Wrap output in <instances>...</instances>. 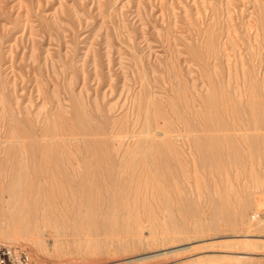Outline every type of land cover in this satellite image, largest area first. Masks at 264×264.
I'll list each match as a JSON object with an SVG mask.
<instances>
[{"label": "rangeland", "instance_id": "obj_1", "mask_svg": "<svg viewBox=\"0 0 264 264\" xmlns=\"http://www.w3.org/2000/svg\"><path fill=\"white\" fill-rule=\"evenodd\" d=\"M0 102L28 264H264V0H0Z\"/></svg>", "mask_w": 264, "mask_h": 264}, {"label": "bare ground", "instance_id": "obj_2", "mask_svg": "<svg viewBox=\"0 0 264 264\" xmlns=\"http://www.w3.org/2000/svg\"><path fill=\"white\" fill-rule=\"evenodd\" d=\"M178 55V54H177ZM182 55H183V53H182ZM207 55V54H206ZM207 58V57H206ZM192 61V60H191ZM188 63V62H187ZM186 63V64H187ZM192 65V64H191ZM167 66V65H166ZM122 68H123V66H122ZM126 68V67H125ZM124 69V68H123ZM83 71V70H82ZM191 71V70H190ZM84 72V71H83ZM161 72V71H160ZM192 72V71H191ZM158 74H159V72H158ZM124 75H125V72H124ZM161 76V75H160ZM176 76V75H175ZM73 77V76H72ZM145 77V76H144ZM127 78V77H126ZM71 79V78H70ZM85 79V78H84ZM145 80H146V78H145ZM175 81H176V79H174ZM194 80L195 79H193V82H194ZM91 81V80H90ZM128 81V80H127ZM155 81V80H154ZM192 81V80H191ZM196 81V80H195ZM129 82V81H128ZM144 83V82H143ZM191 84V83H190ZM166 85V84H165ZM177 85V84H176ZM178 86H179V83H178ZM14 89V88H13ZM83 89V88H82ZM89 92V91H88ZM207 93V92H206ZM134 94V93H133ZM125 95V94H124ZM197 95V94H196ZM3 96V95H2ZM161 96V95H160ZM223 96V95H222ZM209 97V96H208ZM214 97V96H213ZM225 97V96H224ZM254 97V96H253ZM148 98V97H147ZM146 98V99H147ZM5 99V98H4ZM209 99V98H208ZM255 99V98H254ZM78 100V99H77ZM149 100V99H148ZM253 100V99H252ZM6 101V100H5ZM138 101V100H137ZM14 102H16V101H14ZM59 102V101H58ZM252 102V101H251ZM1 103V102H0ZM7 103V102H6ZM83 103V102H82ZM210 103V102H209ZM226 103V102H225ZM147 104H148V102H147ZM146 104V105H147ZM218 104H220V103H218ZM227 104V103H226ZM3 105H1V107H2ZM61 106V105H60ZM148 106V105H147ZM230 106V105H229ZM228 106V107H229ZM256 105H254V107H255ZM149 107V106H148ZM210 107V106H209ZM208 107V108H209ZM241 107V106H240ZM179 108V107H178ZM218 108V107H217ZM251 108V107H250ZM60 109V108H59ZM147 110H148V108H146ZM210 109V108H209ZM223 109V108H222ZM252 109V108H251ZM65 110V109H64ZM146 110V111H147ZM233 110H235V109H233ZM244 110V109H243ZM3 111V110H2ZM131 111V110H130ZM185 111V110H184ZM68 112V111H67ZM148 112V111H147ZM146 112V113H147ZM204 112H206V110L204 111ZM29 113V112H28ZM243 113H244V111H243ZM12 114V113H11ZM148 114V113H147ZM185 114V113H184ZM202 114V113H201ZM213 114V113H212ZM217 114V113H216ZM214 115V114H213ZM228 115V114H227ZM12 116V115H11ZM136 116V115H135ZM134 116V118H136ZM146 116V115H145ZM217 116V115H216ZM229 116V115H228ZM257 116H258V114H253V126H252V129H254L256 132H262L263 131V133H264V124L263 123H260L261 121H259L258 119H257ZM86 117V116H85ZM138 117V116H137ZM57 118V117H56ZM55 118V119H56ZM58 118H59V116H58ZM154 118V117H153ZM212 118H215V117H213L212 116ZM54 119V117H52V120ZM188 119H190V117L188 118ZM4 120V119H3ZM60 120H61V118H60ZM56 121H58V120H56ZM147 121H148V119H147ZM147 121H146V123H147ZM155 121V120H154ZM205 121V120H204ZM211 121V120H210ZM217 121H218V119H217ZM3 122V121H2ZM13 122V121H12ZM161 122V121H160ZM195 122H196V120H195ZM219 122V121H218ZM15 123V122H14ZM45 123V122H44ZM64 123V122H63ZM149 123V122H148ZM181 123V122H180ZM229 123V122H228ZM122 124V123H121ZM161 124H163V123H161ZM201 124H202V122H201ZM227 124V123H226ZM3 125V124H2ZM123 125V124H122ZM135 125V124H134ZM134 125H133V127H134ZM204 125V124H203ZM84 126V125H83ZM136 126V125H135ZM185 126V125H184ZM220 126V125H219ZM13 127V126H12ZM103 127V126H102ZM132 127V126H131ZM214 127V126H213ZM2 128V127H1ZM149 128V127H148ZM201 128H203V127H201ZM134 129V128H133ZM198 129H200V128H198ZM204 129V128H203ZM248 129H251L250 128V126L249 125H244L243 127H241L240 128V130H248ZM5 130V129H4ZM148 130V129H147ZM184 130V129H183ZM182 130V131H183ZM195 130V129H194ZM55 131H56V127H55ZM54 131V132H55ZM118 131H120V130H118ZM202 131V130H201ZM216 131V130H215ZM228 131V130H227ZM230 131V130H229ZM106 132V131H105ZM148 132H149V130H148ZM184 132V131H183ZM189 132H190V130H189ZM196 132V131H195ZM204 132V133H203ZM202 133L203 134H206L205 133V131H203ZM208 132V131H207ZM218 132V131H217ZM226 132V131H225ZM249 132V131H248ZM2 133H4V132H2ZM15 132L13 131V134H14ZM50 133V132H49ZM52 133V132H51ZM120 133V132H119ZM161 133V132H160ZM181 133V132H180ZM186 133V132H185ZM193 133V132H192ZM197 133V132H196ZM209 133V132H208ZM216 133V132H215ZM250 133V132H249ZM77 134V133H76ZM107 134V133H106ZM136 136H137V134H136V132L134 133ZM162 134V133H161ZM172 134H174V133H172ZM183 134V133H182ZM210 134V133H209ZM208 134V135H209ZM213 134V133H212ZM224 134V133H223ZM222 134V135H223ZM229 134V133H228ZM84 135V134H83ZM96 135V134H95ZM113 135V134H112ZM117 135V134H116ZM124 135H126V134H124ZM123 135V136H124ZM133 135V134H132ZM139 135V134H138ZM163 135H165V134H163ZM162 135V136H163ZM169 135H171V134H169ZM216 135V134H215ZM9 136V135H8ZM134 136V135H133ZM143 136V135H142ZM151 136V135H150ZM188 136V135H187ZM224 136V135H223ZM245 136H246V134H245ZM19 137V136H18ZM73 137V136H72ZM78 137H80V134L78 135ZM86 137V136H85ZM141 137V136H140ZM152 137V136H151ZM205 137H206V135H205ZM16 138V137H15ZM44 138H45V136H44ZM101 138V137H100ZM187 138V137H186ZM4 139V138H3ZM57 139V138H56ZM206 139V138H205ZM222 139V138H221ZM31 140V139H30ZM44 140H46V139H44ZM182 140V139H181ZM11 141H12V139H11ZM18 142H19V140H17ZM163 141V140H162ZM200 141V140H199ZM205 141V140H204ZM112 142V141H111ZM178 142V141H177ZM208 142V141H207ZM80 143V142H79ZM137 143H138V141H137ZM179 143V142H178ZM206 143V142H205ZM246 143V142H245ZM21 144H23V143H20V145ZM19 145V144H18ZM19 145V146H20ZM217 144H215L214 143V147L216 146ZM23 147H24V145H22ZM84 146V145H83ZM132 147V146H131ZM247 149H249V150H251V149H253L254 148V144L252 143V140H250V141H248V143H247ZM20 149H21V147H19ZM24 149V148H23ZM108 149V148H107ZM218 149V148H217ZM82 150V149H81ZM219 150V149H218ZM83 151V150H82ZM146 151V150H145ZM189 151V150H188ZM228 151V150H227ZM247 151V150H246ZM20 152H21V150H20ZM63 152H64V150H63ZM118 152V151H117ZM126 152V151H125ZM258 152H259V150H258ZM22 153V152H21ZM20 153V154H21ZM110 153H112V152H110ZM215 153V152H214ZM24 154V153H23ZM68 154V153H67ZM237 154H239V153H237ZM263 154H264V152H263ZM141 155V154H140ZM186 155V154H185ZM125 156H126V154H125ZM247 158H249V160H251V161H255V156H254V154H253V151H249L248 152V154H247ZM262 156H264V155H262ZM26 157V156H25ZM110 157H111V155H110ZM209 157V156H208ZM246 157V156H245ZM22 158V157H21ZM129 158V157H128ZM131 158V157H130ZM134 157H132V159H133ZM145 158V157H144ZM176 158V157H175ZM261 157H257V159H260ZM243 159V158H242ZM110 160V159H109ZM119 160V159H118ZM135 160V159H134ZM146 160V159H145ZM220 160V159H219ZM193 161V160H192ZM203 161V160H202ZM27 161H25V163H26ZM110 162H111V160H110ZM34 163V162H33ZM124 163V162H123ZM133 163V162H132ZM182 163V162H181ZM147 163L145 162V165H146ZM178 164V163H177ZM184 164V163H183ZM76 165L77 166H81L80 165V163H76ZM143 165V164H142ZM203 165H204V163H203ZM25 166H26V164H25ZM30 166H32L31 164H30ZM29 166V167H30ZM138 166V165H137ZM184 166V165H183ZM186 166V165H185ZM21 167V166H20ZM111 167V166H110ZM137 168V167H136ZM24 169V168H23ZM26 169H28V168H26ZM112 169V168H111ZM188 169H190V168H188ZM80 170V169H79ZM122 170H124V168H122ZM28 171V170H27ZM82 171V170H81ZM112 171V170H111ZM144 171H146V170H144ZM149 171H151V169L149 170ZM194 171V170H193ZM122 172V171H121ZM121 172H120V174H121ZM137 172V171H136ZM117 173V172H116ZM189 173V172H188ZM59 174V173H58ZM112 174V173H111ZM123 174H124V172H123ZM139 173H137V175H138ZM70 175H72V176H80L81 175V172L80 171H77V169H73V170H71V167L69 166V165H65L64 167H63V169H62V173H61V176L60 177H62L63 179H65V180H68V178L70 177ZM145 175H147V174H145ZM151 175H152V173H151ZM28 176V175H27ZM99 176V175H98ZM116 176H117V174H116ZM136 176V175H135ZM134 176V177H135ZM153 176H155V175H153ZM25 177H26V175H25ZM137 177H139V176H137ZM134 179V178H133ZM144 179V178H143ZM152 179H154V178H152ZM174 180V179H173ZM58 181H59V179H58ZM134 181H136V180H134ZM34 182V181H33ZM150 182H151V180H150ZM156 183H157V180L155 181ZM194 182H196L195 180H194ZM20 183V185H21V182H19ZM57 183V182H56ZM111 183H113V182H111ZM133 183V182H132ZM60 184V183H59ZM148 184H149V181H148ZM16 185H18V184H16ZM145 185V184H144ZM35 186V185H34ZM125 187V186H124ZM142 187V186H141ZM162 187H163V185H162ZM114 188V187H113ZM152 188V187H151ZM2 189H4V188H2ZM115 189V188H114ZM134 189V188H133ZM140 189V188H139ZM165 189V188H164ZM116 190V189H115ZM180 190V189H179ZM56 191H57V188H56ZM127 191V190H126ZM156 191V190H155ZM16 192V191H15ZM18 192V191H17ZM54 192V191H53ZM166 192V194H167V191H165ZM114 193V192H113ZM138 193V192H137ZM149 193V192H148ZM17 194H19V193H17ZM139 194V193H138ZM151 194V193H150ZM132 195V194H131ZM137 196H139V195H137ZM157 196V195H156ZM168 196V195H167ZM114 197V196H113ZM138 198V197H137ZM113 200V199H112ZM1 201V200H0ZM5 201V200H4ZM167 201V200H166ZM24 203H25V201H24ZM130 204V203H129ZM165 204V203H164ZM25 205V204H24ZM130 206V205H129ZM128 206V207H129ZM154 208V207H153ZM29 210H30V208H28ZM214 209V208H213ZM114 210V209H113ZM138 210V209H137ZM108 213V212H107ZM2 227V226H1ZM0 227V228H1ZM27 229V228H26ZM9 230H11V229H9ZM16 236H18V235H16ZM20 237V236H19ZM18 237V238H19ZM10 240V239H9ZM19 240V239H18ZM30 240V239H29ZM194 263L195 264H206L204 261H203V259H201V258H199V259H195V261H194ZM28 264V263H27ZM214 264H225L224 262H219V261H214Z\"/></svg>", "mask_w": 264, "mask_h": 264}, {"label": "built area", "instance_id": "obj_3", "mask_svg": "<svg viewBox=\"0 0 264 264\" xmlns=\"http://www.w3.org/2000/svg\"><path fill=\"white\" fill-rule=\"evenodd\" d=\"M29 256L25 249L0 243V264H27Z\"/></svg>", "mask_w": 264, "mask_h": 264}]
</instances>
